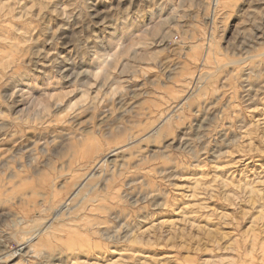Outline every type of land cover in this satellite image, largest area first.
<instances>
[{"label":"rangeland","instance_id":"374dc122","mask_svg":"<svg viewBox=\"0 0 264 264\" xmlns=\"http://www.w3.org/2000/svg\"><path fill=\"white\" fill-rule=\"evenodd\" d=\"M67 196L58 230L25 240ZM13 262L264 264V0H0Z\"/></svg>","mask_w":264,"mask_h":264},{"label":"bare ground","instance_id":"6f19581e","mask_svg":"<svg viewBox=\"0 0 264 264\" xmlns=\"http://www.w3.org/2000/svg\"><path fill=\"white\" fill-rule=\"evenodd\" d=\"M208 19H213V15L212 16H208ZM213 21V20H212ZM211 21V22H212ZM197 74H191L186 78V84L190 85L192 84L194 81H199L201 78L206 76L207 71H202V69H199V71H197ZM186 99V95H184L180 101H183ZM178 103V102H177ZM177 105V104H176ZM112 151H108L103 155V159H99L97 160L88 171H85L83 174L79 175H73V179L75 178V181L73 183H71L72 185V191L73 192H79L80 195L84 196L87 195L90 190H92L93 187H95V185H93V183L91 182V180L93 181V179L95 177L99 176V172L100 170L98 169V165L101 164L104 160H106L108 157H110L112 154ZM69 172H72L71 170ZM15 174V173H14ZM40 174V173H39ZM64 174V173H63ZM62 173L58 175V178L60 175H63ZM18 175V174H17ZM43 175V174H42ZM56 175V174H55ZM38 176V175H37ZM13 177V176H12ZM14 178V177H13ZM43 178V177H42ZM56 178V177H55ZM54 178V179H55ZM76 181V179H78ZM44 180V179H43ZM86 180H88L87 182H85ZM90 180V181H89ZM82 181V182H81ZM44 182V181H43ZM46 182V181H45ZM54 181L52 180L51 183L47 182L45 184V187H53L54 186ZM26 195V194H25ZM24 195V196H25ZM22 196V195H21ZM27 196V195H26ZM70 196H67L63 201H61L58 205V207L55 209L54 213H53V218L51 219H47L44 222L36 225L35 227H32L29 231H27L26 234H29V236L25 238V240H29L31 238H37L40 235H44V236H50L51 234H54L57 229L58 224H60L61 222H63V220L65 218H63L65 212L69 209V205L68 202H66ZM30 200V198H29ZM28 201V200H27ZM26 201V202H27ZM28 204V202H27ZM24 216V215H23ZM21 217V216H20ZM23 220V219H22ZM65 221V220H64ZM73 222V221H72ZM78 222V221H77ZM81 223V221H79ZM78 222V224H79ZM70 223V222H69ZM66 224V223H64ZM77 224V223H76ZM68 225V224H67ZM74 225V222H73ZM93 225L91 224V220L87 219V220H83L82 221V227L86 228V229H92ZM60 227V226H59ZM75 227V226H74ZM80 227V228H82ZM18 228V227H17ZM56 228V230H55ZM62 228V225H61ZM78 228V227H77ZM71 229V228H70ZM21 230V229H20ZM74 230V229H73ZM83 230V229H82ZM71 231V230H70ZM75 231V230H74ZM77 231V230H76ZM79 231V230H78ZM66 233V232H65ZM76 233V232H75ZM62 234V233H61ZM48 238V237H47ZM29 252H33L35 253V248H33V245H30L28 247ZM31 254V253H30ZM12 260V257L10 256L9 260ZM19 263V262H18ZM14 264V262H13ZM16 264V262H15Z\"/></svg>","mask_w":264,"mask_h":264}]
</instances>
